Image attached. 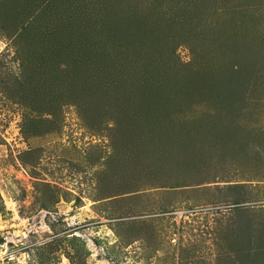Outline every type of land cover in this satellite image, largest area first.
I'll use <instances>...</instances> for the list:
<instances>
[{
    "label": "rangeland",
    "instance_id": "rangeland-1",
    "mask_svg": "<svg viewBox=\"0 0 264 264\" xmlns=\"http://www.w3.org/2000/svg\"><path fill=\"white\" fill-rule=\"evenodd\" d=\"M111 1L134 4L0 0V264H264V96L180 95L161 120L132 112L161 100L136 56L112 89H83L58 44L85 39ZM205 4L212 26L242 6ZM195 38L167 41L177 90L225 75ZM227 55L225 72L238 69Z\"/></svg>",
    "mask_w": 264,
    "mask_h": 264
},
{
    "label": "trees",
    "instance_id": "trees-1",
    "mask_svg": "<svg viewBox=\"0 0 264 264\" xmlns=\"http://www.w3.org/2000/svg\"><path fill=\"white\" fill-rule=\"evenodd\" d=\"M215 1L217 3V0H156L153 7L142 9V5H137L138 1L134 0L135 5H128L120 11L114 1H111L112 5H107L103 13L97 15L91 27H85L87 34L84 41H78L75 35L72 40L58 44L59 47L63 46L72 51L69 52V57L73 61L71 65L74 64L76 68L73 70L75 75H70L69 80L81 84L86 90L99 88L103 91L109 88L106 82L120 81L122 76L124 79L125 74L129 76L132 73L130 70L133 69L132 59L135 56L148 57L146 64H141L142 69L145 68L143 77L146 79L145 83H151V88L154 85V90L159 95L157 99L161 100L155 104L154 101L147 100L144 94L141 96L145 98L142 107L133 105L132 112H144L158 120L170 115L167 99L173 101L180 95L190 98L195 94H204L205 97L217 96L226 101L264 96V56H261L264 54V16L262 10H259L260 0H249L255 8L245 6L248 0H239L242 4L238 12L239 18L225 17L223 22L217 20L212 26L202 20L206 19L205 3ZM217 12L215 10V14ZM197 17L198 20H195ZM63 29L65 28L60 27L55 30L59 34ZM66 30L71 31L69 27ZM204 33L208 36L209 52L220 61L221 74L224 72L225 75L216 77L198 73L194 81L188 80L187 89L190 93L187 94V90H177L175 86L169 85L174 82L169 77L167 66L170 65L166 57L168 52H165L166 47H169L167 41L177 35H191L193 38L197 34L198 38L195 39L198 41ZM244 43L249 44H246L249 48H245L247 55L240 52H245ZM221 54H229L235 61L242 60V64L238 69L225 72L224 63L227 57ZM140 76L134 75L135 81ZM127 102L124 100L122 105Z\"/></svg>",
    "mask_w": 264,
    "mask_h": 264
}]
</instances>
